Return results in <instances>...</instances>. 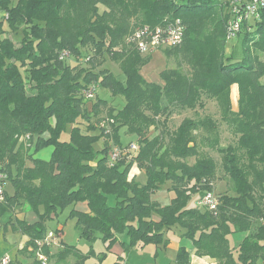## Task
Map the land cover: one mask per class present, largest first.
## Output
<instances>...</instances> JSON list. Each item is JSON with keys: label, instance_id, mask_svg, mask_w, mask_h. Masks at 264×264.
Listing matches in <instances>:
<instances>
[{"label": "trees", "instance_id": "obj_1", "mask_svg": "<svg viewBox=\"0 0 264 264\" xmlns=\"http://www.w3.org/2000/svg\"><path fill=\"white\" fill-rule=\"evenodd\" d=\"M215 1L0 0V174L12 185L0 201V230L27 236L7 264H67L70 258L97 264L73 245L61 242L54 253L38 245L49 231L46 221L68 207L80 236H99L107 248L125 233L122 244L162 249L178 227L195 254L215 264H264V9L242 23L239 57L227 50L230 0ZM176 17L184 30L172 52L181 58L162 70V83L148 81L140 67L150 56L129 40L132 31ZM63 50L68 57L60 58ZM107 58L118 63L122 79L106 66ZM92 85L94 96L86 98ZM99 87L124 103L100 96ZM209 103L227 126L228 144L220 141L215 114L171 121ZM122 128L135 140L122 142ZM99 139L102 156L94 149ZM132 142L136 150L110 165L112 147ZM48 145L50 160L34 156ZM209 149L219 153L228 178L224 190L214 189L218 168ZM133 165L141 175L129 179ZM161 189L172 192L164 205L152 199ZM208 190L219 197L216 212L188 206L192 194ZM83 202L87 210L77 208ZM28 212L36 218L29 220ZM234 232L244 235L231 246ZM175 263H189L184 245Z\"/></svg>", "mask_w": 264, "mask_h": 264}, {"label": "rangeland", "instance_id": "obj_2", "mask_svg": "<svg viewBox=\"0 0 264 264\" xmlns=\"http://www.w3.org/2000/svg\"><path fill=\"white\" fill-rule=\"evenodd\" d=\"M221 0H216L215 2H220ZM100 9H102V6L100 5ZM133 20L131 21V26L133 25ZM136 26V25H134ZM132 26V27H134ZM137 26H140L137 24ZM19 36H17L18 38ZM127 37V36H126ZM126 40V38H125ZM130 40V39H129ZM227 50L229 51H235L236 56H241L242 54V45L240 37L234 38L232 40H229L227 42ZM168 51H171L168 53ZM175 51V48L173 47H167V48H160L157 50H154L148 54H141L142 56L149 55V59L141 65L140 67V74L142 77L148 81H159L162 83V80L160 79V75L163 69L167 67H174L177 65L178 59H180V55L178 56ZM228 51V52H229ZM264 57V54L261 55ZM106 66L110 68V70L120 77L123 78V75L121 74L119 65L117 62L112 61L111 59H106L104 61ZM103 63V64H104ZM185 66V65H184ZM261 80L264 82V76L261 78ZM98 94L103 97H107L112 99L117 105H122L124 103V100L121 96L112 97V94L103 89V88H97L96 89ZM106 109L102 108L101 116H106ZM207 113L215 114V118H218L217 121H219V137L220 141L223 144H228V142L231 141V135L227 131L226 124L220 122L219 114L216 112V108L214 104H207L205 110H190L185 109L182 113L179 115H174L171 119L173 124H178L179 121L185 117L189 116L192 118H198L203 115H206ZM126 132V133H125ZM206 133V132H203ZM213 135V134H211ZM120 138L121 141L125 144L128 143L130 140H135L130 133L125 131L124 128L120 130ZM23 146L22 151L25 152L28 145V138L24 137L22 138ZM104 146V141L102 139L97 140L94 143V149L100 150V153L98 155L102 156V148ZM210 154L217 160V177L214 180V189L217 191L224 190L226 188V185L228 184V178L226 175H223L222 168L220 166L219 160V153L215 150H208ZM36 157L41 158L43 160H50L52 155V146H44L42 148H39L38 150L34 151ZM194 158L190 159V162H193ZM141 175V174H140ZM222 175V176H220ZM8 193L12 191V185L9 181L5 182L4 187ZM169 198L172 196V192L167 191ZM198 197V194H192L188 201V206L191 207H198L196 203V199ZM41 210V209H40ZM69 207L64 209L57 217L54 219H49L46 221V228L47 230H52L55 234V243L51 247L52 252H56L60 249V244L63 242L67 245H73L78 247L80 250H82L84 253L88 255L87 262H96L97 264H114V262L118 261L121 262V264H175V255H176V249L174 246H169L164 249H160L156 252L157 248L152 243H147L146 245L140 247V246H127L125 244H122V240L127 239V235L125 233L120 234L118 237V240L116 243L112 244L109 248H107L101 238L99 236H96L94 239L88 240L86 238H83L80 236L79 228L76 226V221L73 217L68 216ZM28 215H34L33 213L28 212ZM19 218L24 217V214L17 215ZM6 217H3V221ZM179 228L175 227L176 234L179 235ZM170 234L173 235L175 231H169ZM173 232V233H172ZM175 234V235H176ZM244 233L241 232H234L229 235V242L231 246L236 245L242 238ZM168 237V233H167ZM183 240V245H185L187 248H190L192 246V242L187 237H180ZM169 239V237H168ZM128 241V240H127ZM24 242V236L18 232L13 231L10 227L8 229H1L0 230V256L2 255H8L12 259L15 258L18 250V245L20 243ZM21 249V248H19ZM92 250V251H91ZM19 251V250H18ZM19 255V254H18ZM20 257V256H19ZM20 259L24 260L23 257H20ZM69 261L67 264H74V260L72 258L68 259ZM62 262V261H60ZM49 263H53V260H49ZM16 264V263H14ZM59 264V263H58ZM62 264V263H61Z\"/></svg>", "mask_w": 264, "mask_h": 264}, {"label": "built area", "instance_id": "obj_3", "mask_svg": "<svg viewBox=\"0 0 264 264\" xmlns=\"http://www.w3.org/2000/svg\"><path fill=\"white\" fill-rule=\"evenodd\" d=\"M229 9L231 16L229 18L226 38L232 40L237 37L241 25L245 20L256 19L260 16L261 11L264 9V0H230ZM4 13L0 12V17ZM183 23L180 18L176 17L169 19L161 24L149 25L143 24L133 29L130 36V40L134 43V46L141 54H148L154 50L160 48L173 47L179 44L183 38ZM69 56L67 50H63L60 53V58H66ZM95 86H90L85 91V97L90 98L94 96ZM137 145L130 143L125 148L119 146H113L109 153V164L112 165L119 160L128 151L136 150ZM133 165L128 173L129 179L139 174V171H134ZM5 175L0 174V201L4 199V187H5ZM198 207L206 209L211 212H216L219 205V197L214 190H208L198 196L196 199ZM55 233L49 230L41 241H38V245H47L52 247L55 243ZM38 260L41 262L47 261V256L42 252H37ZM10 257L4 255L1 258L0 264H7L10 262Z\"/></svg>", "mask_w": 264, "mask_h": 264}, {"label": "crops", "instance_id": "obj_4", "mask_svg": "<svg viewBox=\"0 0 264 264\" xmlns=\"http://www.w3.org/2000/svg\"><path fill=\"white\" fill-rule=\"evenodd\" d=\"M155 82H159V81H155ZM237 95H238L237 85L234 84L231 87V96H232L233 101L236 100ZM133 169H134L135 172L139 171V174H140V170H139L138 167L134 166ZM167 191L168 190H166V189H161V190L156 191L155 193H153L152 199L156 200L161 205L167 204L169 202V200H170ZM77 208L87 210L86 203L83 202V203L78 204ZM28 217H29V220H34L36 218V216H34V215H31V216H28ZM170 233L171 232H168L169 242L167 243V245L169 244L170 246H174L175 249H176V255H177V251H178L180 245H183L182 244L183 240H182V238H180L181 237L180 235H177L176 233H173V232H172L173 235H171ZM23 236H24V242L20 243L18 245V249L22 248L24 246L26 240H27V236L26 235H23ZM167 245L164 247V249L167 247ZM158 250L159 249L157 248L156 252ZM187 250L189 251V263L188 264H215V261L213 259H211L210 257H208V256H199V255L195 254V250L193 248V245L190 248H187ZM176 255H175V259H176ZM118 262H119V260H118ZM174 263H175V260H174ZM119 264H121V262ZM175 264H177V263H175Z\"/></svg>", "mask_w": 264, "mask_h": 264}]
</instances>
